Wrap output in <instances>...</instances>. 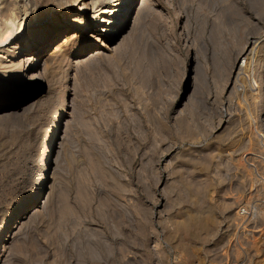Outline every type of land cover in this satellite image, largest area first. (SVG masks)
<instances>
[{"label": "rangeland", "instance_id": "374dc122", "mask_svg": "<svg viewBox=\"0 0 264 264\" xmlns=\"http://www.w3.org/2000/svg\"><path fill=\"white\" fill-rule=\"evenodd\" d=\"M4 6L0 45L24 42L18 63L35 48ZM142 6L114 50L37 57L34 90L16 88L25 61L0 48V226L37 194L0 264H264V0ZM261 40L251 80L235 81Z\"/></svg>", "mask_w": 264, "mask_h": 264}, {"label": "snow or ice", "instance_id": "6c2138e0", "mask_svg": "<svg viewBox=\"0 0 264 264\" xmlns=\"http://www.w3.org/2000/svg\"><path fill=\"white\" fill-rule=\"evenodd\" d=\"M118 3L123 5L124 0H70L62 3L59 10L40 7L30 17V25L26 21V41L31 47L43 49L45 53L50 52L55 45L64 47L62 42L67 41L71 49L68 54L72 59L77 58V53L81 57H87L96 51H103L106 47L114 46L124 30L120 28L119 11L114 8ZM139 3L140 0H134L133 10ZM77 9L80 11L77 12ZM79 17H83V20L77 23ZM25 77L26 74H17L14 77L18 90L28 91L39 87L38 81L29 82ZM6 99L11 97H7L0 86V105ZM36 197L35 192L22 193L5 215L4 224H8L13 213L30 210L28 206ZM3 211L0 208V213Z\"/></svg>", "mask_w": 264, "mask_h": 264}, {"label": "bare ground", "instance_id": "6f19581e", "mask_svg": "<svg viewBox=\"0 0 264 264\" xmlns=\"http://www.w3.org/2000/svg\"><path fill=\"white\" fill-rule=\"evenodd\" d=\"M44 1H46V0H44ZM43 1V2H44ZM142 1L143 0H141L140 1V3L138 4V7L136 8V6H135V8H134V11H133V3H134V0H124V3H123V5H120L119 3L117 4V5H114V8H116V9H118V11H119V16H118V19L120 20V28L121 29H125L126 27H130V25H133L136 21H137V19L140 17L139 15L142 13L141 11L143 10V6H142ZM68 2H70V0H47V4H53L54 5V9H56V10H59L60 8H61V5H62V3H68ZM8 5V6H14L15 7V11H17V12H12V13H14V16H13V18H11L10 16V20H11V22L9 23V26H10V28L12 29V31H18V33H20L23 29H24V27H25V24H26V21H28V18L31 16V15H34V13H35V11H36V2L34 1V0H0V7L2 6V7H5L4 5ZM45 4V3H44ZM43 4V5H44ZM42 6V5H41ZM7 8V7H6ZM3 10V9H2ZM7 10L9 11H11V9L9 8H7ZM80 10L79 9H77V12H79ZM11 13V14H12ZM10 14V15H11ZM13 15V14H12ZM108 15H111V13H109ZM80 20H83V17H79L77 20H76V22L77 23H79V21ZM9 21V20H8ZM105 23H106V21H105ZM8 25V24H7ZM6 26V25H5ZM5 29H7V28H5ZM4 29V30H5ZM9 30V29H8ZM12 31H11V33H12ZM124 31V30H123ZM9 32H10V30H9ZM123 33V32H122ZM10 35H12V34H10ZM14 35V34H13ZM16 36H10V37H6L7 39L6 40H4L3 42H2V44L0 45V48L2 49V50H6V49H9V54L10 55H8V57H6V58H3V60L5 61V63H8L10 66L11 65H14V67H15V65H19L18 63H20V62H22V61H25V68L22 70V72H23V74H26V79H28L29 80V82L30 81H32V80H36V81H38L39 83L42 81V80H44V77L42 76V74H44V72L41 74V72H42V70H43V68H42V70L40 71L39 69H38V65H37V57L39 58H41L42 59V64L41 65H43L44 67H47V66H49L50 65V63H51V59L52 58H45V55L47 54V52L45 53V51L43 50V49H34V51L32 52V56H28V57H21V61L19 62V60H18V63H16L17 61V59L19 58V57H16L15 55L16 54H18V55H20V56H24L23 55V52H22V54L20 53H17V50H19V49H21V46L24 44V42H22V41H20L19 43H17L20 39L19 38H15ZM262 42V40L261 41H256V42H253V45H254V47H252V55H251V57L249 58L248 57V59H249V62L247 63V64H245L244 65V69L242 70V69H238L239 71H238V73L236 74V79H235V81L237 80V78L240 76V75H243V73L245 72L246 73V75H245V73H244V78H243V80L244 79H247L248 81L249 80H251V74H254V69H255V65L256 64H254L255 63V61H256V58H255V49L257 48V46L258 45H260V43ZM1 43V42H0ZM62 43H64L63 45H64V47H61L60 45H58V46H56L55 47V49L56 50H58V52L61 54V52L63 53L64 52V50L66 49V50H69L70 48H69V46H68V42L67 41H63ZM33 47H31V48H29V49H32ZM54 48V47H53ZM62 48H64L63 50H62ZM114 48H115V45L114 46H111V47H106V49H109V50H114ZM54 49V50H55ZM263 49H264V46H263ZM8 51V50H7ZM250 51V52H251ZM7 53V52H6ZM54 53V52H53ZM65 53V52H64ZM8 54V53H7ZM49 54V53H48ZM57 54V53H56ZM55 54V55H56ZM96 54H97V52H96ZM4 55V54H3ZM91 55H93V54H91ZM245 55V52H242V53H240L239 54V56H238V60H240L243 56ZM247 55V54H246ZM2 56V55H1ZM47 56V55H46ZM58 56V55H57ZM60 56V55H59ZM58 56V57H59ZM67 56V55H66ZM31 57V58H30ZM49 57H50V55H49ZM245 57V56H244ZM27 58H30L29 60L27 59ZM57 58V57H56ZM68 58V57H67ZM53 61L54 60H56V59H52ZM27 61V62H26ZM1 62H2V60H1ZM11 63V64H10ZM24 63V62H23ZM52 63H54V62H52ZM1 65H2V63H0ZM56 64V63H55ZM54 64V65H55ZM52 65V64H51ZM4 66V65H3ZM24 66V65H23ZM56 66V65H55ZM9 67V66H8ZM5 68V67H4ZM16 68V67H15ZM41 68V67H40ZM54 68V67H53ZM55 69V68H54ZM8 70V69H7ZM11 70V69H10ZM48 70H50L49 68H48ZM44 71H45V69H44ZM45 75V74H44ZM254 84V85H253ZM257 84V83H256ZM255 84V81L253 80V82H252V85L254 86V87H256L257 85ZM258 87V86H257ZM256 89V88H255ZM258 89V88H257ZM64 112L62 111H60V112H58L57 114H54V119H58V118H60L61 116L60 115H62ZM53 123H54V121H53ZM52 125V124H51ZM51 128H52V126L49 128V131H48V133L49 132H51V131H54V130H51ZM41 156H42V148H41V152H40V158H39V160H38V175L36 176V180H35V187L37 186V188H38V192H40V183H39V179H40V160H41ZM38 159V158H37ZM42 177V176H41ZM39 185V186H38ZM31 204V203H30ZM29 204V205H30ZM24 214H26V211L25 212H23V213H13V215H12V217L10 218V220H9V222H8V224L10 223V222H12V224L13 225H15L16 223H17V221H18V219H20V218H22L23 216H24ZM187 220V219H186ZM189 220V219H188ZM191 220H194V218L193 219H191ZM196 220V219H195ZM187 221H185V225L187 224V225H189V221L186 223ZM193 222H197V221H192V223ZM8 224L7 225H5V224H2L1 226H0V240L2 239V234L5 232V238L6 237H8V235H9V231L11 230L10 229V227L8 226ZM184 224L183 225H181L182 226V228H183V226H184ZM191 224V223H190ZM194 224V223H193ZM197 224H199V221L197 222ZM200 224H202V223H200ZM200 224H199V227H200ZM195 225H196V223H195ZM204 225V224H203ZM191 226H192V224H191ZM206 225H204L203 227H205ZM177 227H179V226H177ZM186 226H184V228H185ZM192 227H194V225L192 226ZM196 227V226H195ZM181 228V229H182ZM183 228V229H184ZM187 228V227H186ZM189 228H190V226H189ZM188 228V229H189ZM202 228V227H201ZM203 229V228H202ZM205 229H207V226H206V228ZM179 230V229H178ZM186 230V232H187V229H185ZM201 230V229H200ZM198 231V230H197ZM180 232V231H179ZM185 232V231H184ZM0 246H1V243H0ZM2 247V246H1Z\"/></svg>", "mask_w": 264, "mask_h": 264}, {"label": "built area", "instance_id": "2783aa9c", "mask_svg": "<svg viewBox=\"0 0 264 264\" xmlns=\"http://www.w3.org/2000/svg\"><path fill=\"white\" fill-rule=\"evenodd\" d=\"M246 64V59L241 58L238 62V66L239 67H244V65ZM240 215H245V210H240Z\"/></svg>", "mask_w": 264, "mask_h": 264}]
</instances>
